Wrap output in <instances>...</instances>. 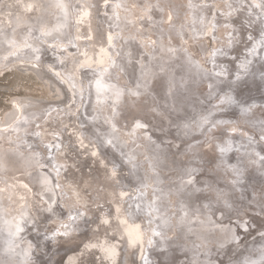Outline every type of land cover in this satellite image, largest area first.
Returning a JSON list of instances; mask_svg holds the SVG:
<instances>
[{"label": "bare ground", "instance_id": "obj_1", "mask_svg": "<svg viewBox=\"0 0 264 264\" xmlns=\"http://www.w3.org/2000/svg\"><path fill=\"white\" fill-rule=\"evenodd\" d=\"M74 1L75 4H72L70 0L64 2L62 0H2L0 2V35H4L3 37L0 36V41L5 49L9 47L5 41L3 42L5 38H9L10 41L17 40L18 45L22 44V41H26L21 36L23 34L26 36L28 26H26V22L25 24L15 23L18 15L33 21L40 17L41 5H58L60 19L57 28L64 26L66 32L57 31L56 28L49 31V36L59 33L61 40L53 39L46 44V47L49 48V51L55 48L56 55H59L58 59L50 64L54 66V71L50 72V75L52 74L60 80L62 85L57 84L45 72L44 77L51 80L53 89L60 90V95H63L69 104H76L75 122L72 124L71 131L69 129L71 135L66 129L65 121L62 120L65 117L63 107L60 108V112H62L60 118L56 119L60 109L51 106L40 122L41 127H38L40 129L37 130L40 145H36V148L52 153V163L54 168L58 169L59 174H56L55 171L52 173L59 178L58 182L54 180V175L48 171L29 176H25V169L22 172H12L14 174L8 175L10 179L8 177L7 179L8 181L15 179L12 180L13 189L12 186H0V203L2 204L0 213L7 215L15 212L22 216L20 214L22 210L29 208L28 211H31L35 220L36 218L40 220L54 215L57 211L56 208L47 210L44 204L46 199L51 201L55 197L51 190L59 183L62 199L68 204L67 202H60L59 206L56 205L64 212L61 218L55 214L57 217L53 216L45 220L47 222L43 229L49 231L46 230L47 233H43L41 236L42 239L48 238L49 249L44 251L43 245L39 244L41 241L38 242L39 249L43 253L46 252L45 254L48 256V264H117L123 253H126L125 264H152L150 262L151 257H163L165 259L164 264H181L178 253L186 244L183 240L178 241L176 239L178 242L176 244L172 242L159 243L155 252L152 248L157 245L158 233L155 227V223L158 222L154 217L155 211L162 215L161 221L159 220L161 223L165 217L171 223L170 227L162 230L165 236L172 237L174 232H180L179 238L192 240L190 244L192 250H190L189 257L197 253L196 247L202 239L204 231L194 230L196 223L186 219L184 221L177 215L178 212L189 214L184 208L186 194L182 191V186L193 184V189L197 191L196 201L193 200L197 204L191 206L190 212L196 208L203 211L206 205H209V208L211 206V209L215 208L212 207L214 201L224 202L220 199L223 195L222 192L231 188L233 191L236 189L240 191V187H238L240 183L245 189L251 188L250 190L256 194L258 207L264 212V166H262L264 164V0H198L201 3L199 9L194 4V6L189 4L191 0H117L118 4L115 11L120 21L122 18L125 19V15H131L137 17L132 24H136L135 22L141 18L151 19V23H157L147 33H142V26L138 28L135 25L137 28L132 27L133 32H130L131 34H122L119 39L114 38L112 32L98 22L102 21V12L107 10L106 6L111 0ZM212 4L213 7L210 6ZM142 5L145 8H142ZM56 7L52 9H56ZM62 7L66 13L71 14L73 12L72 20L67 19L62 13ZM54 11L52 12L53 17H55ZM220 13L225 19L222 17L219 19ZM196 18L199 19L198 22L194 21ZM158 19L161 20L159 21L161 24L156 21ZM123 21L129 23L126 19ZM139 23L141 22H137V24ZM121 24L120 28L122 29L125 25L124 22L122 26ZM11 25L14 29L10 28ZM158 26L163 27L162 32L155 31ZM187 26L189 29L191 27V33L183 36V31L184 29H186L185 32L187 31ZM245 29L248 30L247 52L243 61L240 62L239 58L244 50L237 42L233 41L231 34H234L235 38L241 37V32H245ZM7 30L9 32L5 33ZM69 30L72 31L71 34ZM205 36L206 40L203 41ZM136 38L149 50L153 49V53L142 54L140 52L141 47L133 43ZM20 39L21 41H19ZM241 39L243 40V37ZM118 40L123 43L126 54L123 59L118 58L115 63L111 64L113 61L111 48ZM195 43L198 44L195 46ZM40 44L43 45L42 42ZM204 44L207 45V48L204 47ZM193 46H195L194 49L200 50V57L196 58L191 54ZM0 50H2V45ZM43 52L45 51L43 50ZM141 54L144 55V67H140L135 61V59L143 61ZM205 56H210L208 58L211 61V68L205 66L203 60ZM48 58L49 60L52 59L51 57ZM150 58L152 59L150 60ZM163 60H166V66H163ZM184 63L191 66L186 67ZM113 67L120 68L118 74L120 77L126 76V79L135 87V94L139 95L140 98L131 99L133 98L131 92L120 96L116 89L107 84L100 85V83H104V80L93 75L96 73L92 70H88L95 68L100 75H105ZM243 67L249 68L248 76L242 78L237 76L231 79L232 75L230 74ZM27 69L30 68L27 67ZM64 69L65 71H63ZM151 69L156 70L157 73L155 84H151L153 79L150 77ZM142 71L149 73L145 80ZM66 75H69L71 81H67ZM86 79L93 80L90 100L92 102L96 100L97 109H94V112L98 113L97 120L109 126V130L112 129L113 134L126 140L127 152L133 150L136 155L135 157L132 152L135 158H139V160L143 158L141 185L130 176L129 167L136 164L133 157L128 166L120 165L118 155L112 149H106L101 138L96 137L97 133L96 135L92 133L93 129L91 132L89 129L84 131L83 135L80 126L83 124L86 126L85 120L87 118L85 117L84 120L82 112L79 110L81 107L78 100L83 102L87 96ZM112 80L114 81V79ZM116 80L119 79H115V83H117ZM193 86H198L196 92L190 89ZM260 92L263 93V100L254 101L248 105V98L252 94ZM80 95L81 97H79ZM147 96L151 100H145ZM217 98H220L219 102L212 104ZM18 99L20 100V98ZM62 99L64 101V98ZM21 101L17 103V100L18 107L15 106V111L12 110L7 114L6 122L0 126V137L4 140L10 133L3 134L2 128H8L11 124L17 125L15 123L17 119V121L22 120L20 121L21 125H25L27 122L24 112L29 110L34 103L33 100ZM49 104L51 105V103ZM143 106H147L151 111L168 119V121L159 116L164 120V123L158 126L140 120L139 117L144 110ZM227 108H232L238 112L237 120L232 121L225 115ZM90 110L91 107L88 106L84 114L87 115ZM146 112L151 113L147 110ZM144 116L146 117V114ZM176 117L180 119H176ZM54 120L60 122L55 123ZM52 121L55 123L52 126L59 131H51L50 124ZM248 124L260 131L263 140L240 136L244 142L235 141V133ZM119 126L125 131L118 130L117 127L120 129ZM168 126H174V131H168ZM235 127L236 129H234ZM222 129L226 131L222 137L205 144L206 138L212 133L216 136L217 132ZM169 141L179 142L183 144V148L178 150L180 149L179 146L177 144L175 146ZM69 142L70 145H67ZM99 145L103 149L105 148V153L98 150ZM139 146H145L147 151L140 154L139 150H136ZM12 147L13 145L8 148L12 149ZM2 148L0 149L2 150ZM17 149L18 147H16V151H18ZM231 149L232 151H230ZM54 151H57L59 155L53 153ZM120 152L124 153V148ZM188 155L193 156V158L196 155L202 156L203 161H195L193 158L190 159ZM38 163L35 161V164ZM137 168L140 169V167ZM149 168L158 173V176H155L158 190L157 193H153L154 196L151 194V177L147 173ZM214 169L218 171L214 178L205 172H211ZM219 170L226 176H232V180L237 181L236 187L235 184L232 186L230 181L227 185L225 176ZM5 172L4 170L1 171V173ZM192 172L198 173L199 176L195 182L190 183L189 175ZM94 173H97L96 177H94ZM181 180H187L186 184L175 185ZM80 183H82L81 188H79ZM45 189L52 192L48 198L44 195L46 192H42ZM141 193L147 202L144 204L145 209L141 213H136L138 196ZM209 194H213L215 199L209 201L206 198ZM152 197L155 198L153 204L156 210L153 209L154 211L151 208ZM10 198L14 199L12 205L7 203V199ZM70 202L71 204H69ZM172 206L178 210L177 213H169ZM262 217L264 215L260 218ZM58 223L60 224L58 225ZM177 223L181 225L178 230L174 231ZM0 224V249L3 245L6 249V247L16 243L14 241L18 238L19 233V238L22 236L24 239L28 237L29 232L31 233V230L22 226L23 224H20L15 230V223L6 220L5 216L4 218L0 216ZM255 224V221L252 222L250 227ZM217 225L216 223L215 226ZM262 227H264L263 222L253 231L256 232ZM213 235L214 244L208 249L213 248L212 253L222 254L219 250L226 245V237L231 236V230L228 229L221 233L218 229L214 231ZM263 235L264 232L258 236L257 241L245 243V245L241 244L242 253H239V249H237L240 246L232 245V251L236 249L234 254L230 255L231 259L234 256L233 264H264ZM174 236L178 238L176 235ZM245 239L246 237L243 240ZM29 245L31 244L21 248H14L13 245L14 251L11 254L15 258H12L11 263L8 261L9 259H6L5 254L8 253L9 255V249L3 256L0 255V264H20L22 257L26 260L30 258L35 260L38 256L35 251L38 248L36 249V244L35 248L34 246L29 247ZM194 262L198 264V261L195 260ZM203 262L201 263L203 264ZM36 264L40 263L37 262ZM42 264L44 263L42 262ZM216 264H221V261Z\"/></svg>", "mask_w": 264, "mask_h": 264}, {"label": "rangeland", "instance_id": "obj_2", "mask_svg": "<svg viewBox=\"0 0 264 264\" xmlns=\"http://www.w3.org/2000/svg\"><path fill=\"white\" fill-rule=\"evenodd\" d=\"M64 1H66V0H62V2H64ZM0 2H2V0H0ZM70 2L72 4H75L74 0H70ZM117 4H118L117 0L109 1L108 5L106 6L107 10L103 11L102 12V16H101V18L105 19V21H103V19H102V21H98L100 24L105 26V28L107 30L112 32L114 38L119 39V37L122 34L126 35L125 33L133 32V30H132L133 28L134 29L137 28V27L140 28V26H142L141 27L142 33H147V32H149V29H152L153 27H155L157 25V23H151V21H152L151 19L150 20H145L144 18L143 19L141 18L139 20L141 23L137 24V22H139V21H137V22H135L136 24H132V23H134L133 22L134 19H137V17H135V16L132 17L131 15H128V16L125 15V19L128 20L129 23L126 22V21H123V20H125L123 18L120 21L118 19L117 12L115 11V8L117 7ZM189 4L192 5V6L195 5V7H197V9H199V6L201 5V3L198 2V0H193V1L191 0V2H189ZM55 6H57L56 9H52ZM210 6L213 7V4L210 5ZM41 7H42V12H41L40 17H38L37 19H35L33 21H30L29 18H27V17H21L22 15L21 16L18 15L17 19H15V23L16 22L17 23L20 22L22 24H25V22H26V26H28V31L26 32V36H25V34L22 35L23 37L21 36L22 39L26 40L25 42L22 41L23 43L21 42L22 44L18 45V43H16L17 40L10 41L9 38H5V40H3V42L5 41V43L8 44V46H9L7 49H5L4 48L5 46L3 44H1V41H0V46L2 45V50H0V126H1V124L6 122L7 114L10 113L12 110L15 111V108L18 107L17 105H19V104H17V103H19V101H21V100L22 101H27V100L28 101L29 100L32 101L33 100V103H34V105L31 106L29 110H26L24 112V114L26 116L25 119H27V122H26L25 125H21L20 121H22V120L17 121L18 120L17 119L16 120L17 122L15 121V123H17V125L11 124V126H9L8 128L7 127L6 128H2V130L4 131V132L2 131L3 134L4 133H10V134L8 135V137L6 136L7 138L5 140L2 137H0V143L1 142L3 143L2 145L0 144V146L4 148V149L2 148L3 151L0 149V153H1L0 154V159H1V161H0V177H1L0 180H3V181H0V183H1L0 186L1 185H3V186H12V189H13L12 180H15V179H12L11 181H8V179H10L9 178L10 176H8V175L14 174L12 172H15V171L22 172L23 169L26 170L25 176L34 175V174H38L39 175V174L43 173L44 171H48L49 173L54 175L53 176L55 178L54 180H56L58 182L59 178L56 177V175L54 173H52V171H55L56 174L58 173V169L56 167L54 168V165L52 163V159H51L52 158V153L46 152L43 148H42L43 151L38 149V148H36V145H40V142L38 141V140H40V137H38V135H37V133L39 134V132L37 130L40 129V128H38V127H41L40 122L43 120L44 115L47 113L49 108H51V106H55L56 108H58V110L60 108L62 109V107H63V109L65 111L64 112V116L65 117L63 116L64 118L62 117L63 118L62 120L65 121V126H66V129H68V131H69V129L71 131L72 124L75 122L76 113H74L75 112L74 110L76 109V104H74V103L72 105L69 104L67 102V99L65 100V97H63V95H60V93H59L60 90L58 91V90H54L53 89V84H52L51 80L44 77L45 73L49 74L50 78L55 80L57 82V84L62 85L60 80L56 79L52 74L50 75V72L54 71L53 70L54 66H52L50 64H51V62H55L56 59H58L59 55H56L57 51L54 50L55 48L54 49H50V51H49V48L46 47V44L50 43L53 39H56V41L61 40L60 39L61 36H60L59 33H55V34L49 36L48 35L49 31H52L55 28L57 29V31H59V30H61L62 32H66V31L64 29V26L61 27V28H57V24H58V21L60 19L59 18V13H58L59 12L58 5H56V4L55 5H51V4L50 5L49 4L44 5L43 4V5H41ZM142 8H145V6L142 5ZM52 10L53 11L55 10L54 11L55 12L54 13L55 17H53V13H52L53 11ZM61 11H62V13L65 14L67 19L72 20L71 15L73 14V12L71 14L66 13L64 11V7L61 8ZM199 11H201V10H199ZM129 16H131V17H129ZM107 17H109V18H107ZM221 17L225 19V17H223V14L221 15V13H220L219 19H221ZM198 20H199L198 18L194 19V21H197V22H198ZM73 21H74V19H73ZM156 21H158V23L161 24V22H159V21H161L160 19H158ZM121 22H122V24H121ZM123 22H124V25H125L124 28H126V31H124V28H122V29L120 28V24L122 26ZM135 25L137 27H135ZM10 28L14 29L13 25H11ZM127 30H130V31H127ZM185 30L186 29H184V31H183V36H186L187 34L191 33V27L189 29L188 26H187V31L185 32ZM202 30L204 31V29H202ZM8 32L9 31L7 30L5 33H8ZM69 32L71 34L72 31L69 30ZM247 32H248V30H246V29H245V32L244 31L241 32V37H243V40L241 39V37L237 36L238 38H235L236 36L234 34H231L232 35L231 37L234 39L233 41L237 42L240 45V47H242V49L244 50V52L241 54V57L239 58L240 62L243 61L244 56L246 55V52H247V48H246L247 47L246 45L248 44V35H247L248 33ZM202 35H203V33H202ZM0 36L3 37L4 35H0ZM27 36H29L30 38L27 37ZM127 36L129 37V34H127ZM236 39H238V40H236ZM7 40H9V41L6 42ZM45 40L47 41L46 43H45ZM204 40H206V36H205V39H203V41ZM19 41H21V39ZM41 42H42L43 45L40 44ZM121 43L122 42H120L118 40V41H116L114 43V46L111 48V54H112V57H113V61L111 62V64L115 63V60L118 59V58L119 59H121V58L123 59L125 54H126V50L124 48V45H123V43L122 44ZM133 43H135L137 46L141 47L142 50L140 52H142V54L148 55L150 53H153V49L149 50V48H146L147 46L142 44L137 38L135 40H133ZM197 44L198 43H195V46ZM126 45H127V43H126ZM195 46H193V49H191V48H189V49L192 50L191 54L194 57L197 58V57H200V50L194 49ZM204 47L207 48V45L204 44ZM43 50L45 52H43ZM117 50H118V52H117ZM49 52H51V53H49ZM116 53L118 54V57H117ZM142 54H141V58L143 59L144 55L142 56ZM48 57H51L52 59L49 60ZM208 57H210V56H208ZM208 57L205 56V58L203 60H204L205 66L207 68L208 67L211 68V61H210V59ZM206 58H208V59H206ZM135 61H137V63L139 64L140 67H144L145 66L144 59H143V61H141L140 59H138V60L135 59ZM34 62H36V63H34ZM47 63H49V65H47ZM48 66H50L51 68L48 67ZM1 67H3V68H1ZM27 67L33 69V71L30 70V69H27ZM50 69H52V70L50 71ZM115 69H117V70H115ZM88 70L89 71L92 70L94 73H96V74H93V75H96L98 78H101V79L104 80V83L102 82V83H100V85L107 84L109 87H112V88L116 89L120 93V96H122L123 94H125L127 92H129V93L131 92L133 94V95L131 94V96L133 97L131 99H135L136 100V98H140L139 95L137 96L135 94V91H134L135 87L133 85H131V82H129V80L126 79V76L123 75V77H120V75L118 74L119 73L118 70L120 71V68L113 67L109 71V73L106 72L105 75H102V74L100 75V73L95 68H89ZM248 70H249L248 67H243L240 70H237L235 72L233 71L230 74V75H232L231 79L236 78L237 76L241 77V78L242 77H247L248 76V72H249ZM63 71H65V69ZM142 73H143V79L145 80L147 78L146 76L149 73H148V71H142ZM109 75H110V77H109ZM114 75H116L117 77L114 76ZM66 77H67V81H71V78L69 77V75H66ZM104 77H105V79H104ZM112 79H114V81ZM115 79H119V80H116L117 83H115ZM126 82H127L128 85L126 84ZM86 84H87V96L83 100V102L84 101L85 102L83 103L81 100H78V104H80V107L83 109V111H82L81 108L79 110H81V112H82L81 114L83 115L84 120H85V117L87 118L85 120L86 121V126L84 124L82 126H80V128L82 130V133L84 131H88V129L91 132L92 129H93L92 133H94L95 135L97 133L96 137L99 136V138H101V140L104 142V145H105L106 149H112L118 155V158L125 162V164L123 163L122 165L128 166L129 161L134 158V160H135L137 165L135 164V166L129 167L130 176L134 180L139 182L140 185H141L142 184L141 183V179H142V176H143V171L141 169V166H142V159L143 158H140V160H139V158H135L136 155H135V152L133 150L127 152L126 148H128V147H127L126 140L123 137L119 136V135L113 134L112 133V129L109 130V126H107L104 123H102L101 121L97 120L98 113L94 112L95 111L94 109H97L96 100H94L93 102L90 100L91 93H92L93 80L86 79ZM124 85L126 87L127 86L128 87L126 88ZM197 88H198V86H193L190 89H192V90H194L196 92ZM198 91H199V89H198ZM66 97H68V96H66ZM79 97H81V95ZM18 98H20V100ZM62 98H64L65 102L63 101ZM143 98H144V96H143ZM77 99H78V97H77ZM147 99L151 100L148 96L145 98V100H147ZM17 100H18V102H17ZM58 100H60L61 102L58 101ZM219 100H220V98H217L216 100H214L212 102V104H215V103L219 102ZM261 100H263V93L262 92L254 93L248 98V105L250 103L254 102V101H261ZM49 103H51V105ZM45 104H46V106H45ZM21 106H22V104H21ZM44 106H45V108H44ZM59 106H61V107H59ZM88 106L91 107V110L86 115L84 113L86 112V108H88ZM143 108H144L143 114H141V116L139 117L140 120H143L146 123L151 122V124L153 123V124H156L158 126H160L159 124L162 125L164 123V120L168 121V119H166V118L154 113L153 111H151L149 108H147V106H145V107L143 106ZM61 109L59 110V112L61 111ZM146 110L148 112H151V113H148V117L149 118L144 116L145 114H147ZM100 112H101V110H100ZM40 113H41V115H40ZM230 113H231V115L229 116ZM232 113L235 114L236 116L233 115ZM101 114H102V112H101ZM73 115H74V117H73ZM225 115H227V117L230 120H232V121H235V120L238 119V112L235 111L232 108L231 109L227 108L225 110ZM159 116L161 118H163L164 120L161 119ZM144 117H145V119H144ZM176 119H180V118L176 117ZM88 120L89 121L91 120L90 123H87V122H89ZM54 122L55 123H59L60 121L59 120H54ZM54 122L52 121L51 124H50L51 131H53V132L59 131V129H57L56 127L52 126V125L55 124ZM87 125H89V126H87ZM90 125H91V127H90ZM88 127H90V128H88ZM117 129L121 130V131H125L121 127H120V129L117 127ZM167 129H168V131H170V130L174 131L175 127L174 126L173 127L172 126L171 127L168 126ZM234 129H236V127ZM222 130H219L217 132L216 136H215L214 133H212L208 138H206L205 144H208L210 141H212L214 139H219L220 137H222L224 135V133L226 132L224 130L222 132ZM239 130L240 131L235 133L236 134L235 135V137H236L235 141L243 143L244 140L240 139L241 138L240 136L250 137V138H254V139H258V140H263V136L261 135L260 131L254 126H251L249 124L248 125H244L242 127V129H239ZM70 131H69V134L71 135ZM35 133H36V135H34ZM83 135H84V133H83ZM33 136L36 137V138H34ZM9 142H10V144H9ZM169 142L173 143V145H175V146L177 144L179 146V148H180L178 150H181V148H183V146H182L183 144H181L179 142H176V141H169ZM4 143H5V145H4ZM12 145H13L12 149H9L8 147L9 146L11 147ZM67 145H70V142L67 143ZM16 147H18V149H17L18 151H16ZM20 147H21V149H20ZM114 147L117 148L116 151L114 150L115 149ZM5 148H7V149H5ZM13 148H15V149H13ZM123 148L125 150L124 153L120 152ZM136 150H139V153L143 154V153H145L147 151V148L145 146H141V147L139 146ZM230 151H232V149ZM23 152H25V153H23ZM43 152H45V153H43ZM132 152L134 153L135 157H134ZM53 153H55L56 155H59V153L57 151H54ZM129 153H130V155L131 154L132 155L130 156ZM188 156H189L190 159L193 158V156H190V155H188ZM5 159H8L9 161L5 160ZM193 159L195 161H203V157L202 156L198 157V155H196ZM35 161L39 162V163L35 164ZM9 163H11L12 165H10ZM51 165H52V167H50ZM137 167H140V169L137 168ZM42 168H44V169H42ZM3 170L6 171V172L5 173H1V171H3ZM216 170L214 169V171H211V172L205 171V172L209 176L214 178L215 174L218 173V171H216ZM219 172L223 176H225V178L227 180L226 181L227 185H229L228 181H230V184L232 186H233V184H235V187H236L237 181H233L232 180L233 179L232 176L224 175V173L221 172V170H219ZM23 173H24V171H23ZM147 173L151 177L150 185H151V194L153 195V193H157V190H158V185L156 183L157 181L155 180V176H158L157 175L158 173L155 172L154 170H151L150 168L147 171ZM140 174H142V175H140ZM2 176H3V178H2ZM198 176H199L198 173L192 172L189 175V182L190 183L195 182ZM7 177H8V179H7ZM4 180H5V182H4ZM29 180H31V179H29ZM231 180L233 181V183L231 182ZM186 181L187 180H181L178 183H175V185H179V184H184L185 185ZM30 182L33 183L32 180ZM5 183H7L8 185H6ZM192 185L193 184H189V185L187 184L186 186H182L181 187L182 191L186 194V196H188V195L192 196L191 200L187 199V197H186V205L184 207L185 210H187L186 212L189 213L190 215L189 214L187 215L186 213L184 214V213L178 212V210L174 206H172V208L169 209V213H177L178 212L177 213L178 217H180L184 221L186 219L187 221H191V222L196 223V226L194 227V230L198 229V230H203L204 231L202 233V235H203L202 239H200L199 243L197 244V247H196L197 253H196V255H194L192 257H189L190 250H192V246L190 245L192 243V240L188 238L189 239V241H188L187 238L186 239H181V237L179 238L180 232L178 233V231H176V230H178V227L181 225L180 223L176 224V227H175L176 229H174V231H176V232L173 231L175 233L174 235H176V237H178V238H175L174 235L172 237L165 236V233L163 232L165 230L164 228L170 227L171 223H169L170 221L166 220V217L163 218L162 223L160 222L161 221L160 218H162V215L160 213H156L154 211V210H156L154 208V204H153V202L155 201V198L152 197L151 198V205H152L151 208H152V210L154 209L153 210L154 213H155L154 217H155V220L158 221L157 223H155V227L157 228V231H158L157 237H156L157 245H155L152 248L153 252L156 251V249L158 248V244L159 243L172 242V243L176 244L177 240L178 241H180V240L182 241L183 240L184 244L185 243L186 244L184 246H182V248L180 249V251L178 253V258L181 260V264H190V263L191 264L192 263L193 264H197V263L194 262L195 260H196V262L198 261V264H202L201 262H203L204 259L206 261L204 260L203 264L204 263L205 264H212L213 262H214L213 264H216L217 262H219L221 260L223 261V259L222 258L220 259L218 257L220 254L212 253L213 251H211V250L213 248L211 250L208 249L209 246L212 247V245L214 244L215 238H214L213 233H214L215 230L219 229V231L221 233L225 232L228 229L231 230V236L226 237V240H227L226 242L227 243H226V245L224 247H227V248H228L229 245H233V246L235 245V247L236 246L239 247L241 244L245 245V243L243 242L244 238H242L243 235L241 233L239 234V231L244 233L245 237H248L247 234H249V233H250V236H261V233L264 232V227L258 229L255 233H253L254 231L252 229H250V230L246 229V226L250 227V224L252 222H254L255 220L252 219L251 217H249L248 214L244 213V207L245 206L242 204V202H243L242 199L244 197H242L241 194L238 193L239 191L237 189L234 190V191L232 190V192H234V194L236 195V197L233 199V201L228 199V201L225 200L223 202V204H221L220 206H216L213 209L209 208V205L208 206L206 205L204 207L205 210L200 209V210H203V211H199L196 208V209H194L193 212H190L192 210L191 206H193V205L196 206V204H197V202L195 204L197 191L193 189ZM154 188H155V190H154ZM39 191L41 192V190H39ZM51 191L54 192V196L55 197L53 199H51V201L46 199L44 205L46 206L47 210H49L51 208H56L57 211H56L55 214L58 216V218H61L63 216L64 212L62 210H60L57 206H59L60 202L61 203L62 202L66 203L67 201H63V199H62L63 196H62V193H61V188H59V183L56 184L54 186V189L51 190ZM51 191L45 189L42 192H46L44 195L47 196V198H48V196L52 194ZM141 191H142V189H141ZM192 191H195L193 195H191ZM256 191H255V193H256ZM229 195H231V193ZM206 198L209 199V201H211V199H215V196L213 194H209ZM229 198L231 199V196H229ZM58 200H59V203L57 204ZM193 200H195V201H193ZM239 200H241L242 202L239 201ZM13 202H14V199H11V198L7 199V203H9L10 205H12ZM145 202H147V200H145V197H144L143 193L139 194L138 201H137V207H136V210H135V211H137L136 213H141L142 210L145 209V206H144ZM67 204H68V202H67ZM67 204H66V206H68ZM69 204H71V202ZM227 204H230V205L228 206ZM0 206H2L1 203H0ZM28 210H29V208L27 210L25 208L24 210H22V213H20V214H22V216L24 218L21 215H19V213L16 214L15 212L7 214V215H3V213H0V216H3V218L5 216L6 220L13 221V223H15V227H14L15 230H17V227L20 224H23L22 225L23 227L28 228L29 230H31V233L29 232L28 237L25 238V239L22 238V236L19 238L20 233H19V235H17L18 238H16L15 241H14L16 243L13 244L14 246L12 245L14 248H18V247L21 248L22 246H25V245L28 246L29 243L31 244V245H29V247L30 246H34V248H35V244H36V246H37L36 249L38 248V250L35 251L36 254L38 256H40V257L44 255L47 258L48 256H46L47 254H45L46 252L43 253L42 250L39 249V247H40V245H43V250L44 251L48 250L49 249L48 248V244H49L48 238L42 239L41 235L43 233L45 234V233H47V231H49L48 229H43L45 224H46V222H47L45 220H48L50 217H53V216L57 217V216L54 214V215H51V216H49L47 218H44V219H40L39 220V219L36 218V220H35L33 218L34 215L33 214L31 215V211H28ZM58 213H60V214H58ZM256 215H257V217L260 218L262 215H264V212L258 207V211H257ZM16 217H17V219H16ZM219 217H221V218H219ZM214 218L215 219L217 218V220H215ZM220 219H221V221H220ZM260 220L264 224V217L260 218ZM159 222H160V225H159ZM60 223L62 224V222H60ZM60 223H58V225ZM216 223L218 224L217 226H215ZM236 225H240V227L242 229L238 230V229H240V227L236 226ZM239 235L242 236V237H240ZM31 242H33V243H31ZM38 242H40L39 243L40 245H38ZM206 246H208V247H206ZM224 247L220 248L219 251H221V253L225 252V250L223 249ZM206 249H207L208 252L206 251ZM183 250H184V253H183ZM203 251H206L207 253L203 252ZM30 252H31V249H30ZM203 253H205V254L202 256ZM215 255H216V257H215ZM211 256L215 257V258L213 259ZM37 257H36L35 260L34 259L31 260V258H30L27 261L29 262V264H33V263L36 264L37 262L42 264V261H40V258L39 257L37 258ZM228 258H229L228 260H225V264H233L234 256L232 257V259L230 257H228ZM209 259H210V262H209ZM150 262L152 264L157 263V258L151 257ZM44 264H46V263H44ZM178 264H180V263H178Z\"/></svg>", "mask_w": 264, "mask_h": 264}, {"label": "water", "instance_id": "obj_3", "mask_svg": "<svg viewBox=\"0 0 264 264\" xmlns=\"http://www.w3.org/2000/svg\"><path fill=\"white\" fill-rule=\"evenodd\" d=\"M162 30H163V27L162 26H158L157 27V30H155V31H157V32H162ZM160 45V44H159ZM158 45V46H159ZM152 58H150V60H151ZM164 62H163V66H166V60H163ZM179 64V63H178ZM182 64V63H181ZM184 65H186V63H184ZM191 65H186V67H190ZM151 67H153V66H151ZM31 69V68H30ZM173 69H174V66H173ZM31 70H33V69H31ZM151 74H150V77H152L151 79H152V81H151V84H155L156 83V79H157V77H156V75H157V73L155 72V71H153V69H151ZM173 71V70H172ZM151 84H149V85H151ZM156 91H158V90H156ZM135 109H137L136 107H135ZM61 113L62 112H59L58 113V117H55L56 119H58V118H60V116H61ZM121 115H123V114H121ZM146 117L147 118H149L148 117V113L146 114ZM115 148V149H114ZM113 149L116 151V147H114ZM101 153H105V151H104V149H103V147H101V145H99V149H98ZM104 151V152H103ZM109 158H110V156H109ZM125 164V162L124 161H122V160H120V164L122 165V164ZM262 164V163H261ZM262 166H264V164H262ZM94 170V169H93ZM94 175V177H96V175H97V173H94L93 174ZM249 175H251V174H249ZM82 187V183H80V187L79 188H81ZM238 187H240V191L238 192V193H240L241 194V196L242 197H244L243 199H242V201L241 200H239V201H241L242 202V204L245 206H243L244 207V213L245 214H248L249 215V217H251L252 219H254L255 220V225H251V227H249V226H246V229L247 230H250V229H252V230H255V229H257V227L259 226V225H261L262 224V222H261V220L259 219V217H257V211H258V203H257V197H256V194H254V192L253 191H251L250 189H245V187L240 183V184H238ZM78 188V189H79ZM232 189V188H231ZM231 189H227L228 191H223L222 192V196L220 197V199H222L223 201H225V200H227V199H229V200H232L233 201V199L236 197V195L234 194V192H232V190ZM194 192L195 191H192V194L191 195H193L194 194ZM231 193V195H229ZM229 196H231V199L229 198ZM187 197V199H192V196H186ZM222 197H224V198H222ZM247 198V199H246ZM219 199V200H220ZM247 200V201H246ZM231 202V201H230ZM221 204H223V202H221V201H214V203H212V207H216V206H220ZM228 206L230 205V204H227ZM237 207V206H236ZM210 208H211V206H210ZM257 225V226H256ZM236 226H239L240 227V225H236ZM238 227V228H239ZM242 228L240 227V229H238V230H241ZM244 230V229H243ZM250 232V231H249ZM242 234L243 235V237L242 236H240V237H242V238H244L245 237V235H244V233H242V232H240L239 231V234ZM253 233H255V231L253 232ZM247 236L248 237H246V239L243 241L244 243H251V242H253V241H257L258 240V236H250V233L249 234H247ZM197 237H199L198 235H197ZM257 238V239H256ZM2 246V245H1ZM231 246L232 245H229L228 246V248L227 247H224V250H225V252L224 253H222V254H220L218 257L221 259H223V261L221 260V264H225V260H228L229 258L228 257H230V255L233 253V252H235L236 251V249L234 250V251H232V248H231ZM241 248V246L239 247V248H237V249H239V253H242V251H243V248L242 249H240ZM9 249H10V253H9V255H8V253H7V255L5 254V252L6 251H9ZM125 249V248H124ZM13 247L10 245L9 247H6V249H4V245L2 246V248L0 249V255H2L3 256V254H5V256H6V259H9L8 261L11 263V260H12V258L14 259L15 257H13V254H11V253H13ZM177 253V252H176ZM234 254V253H233ZM236 255V254H235ZM39 258H40V261H42L43 263H46V264H48V262H49V260H48V258H46L44 255L43 256H38ZM37 257V258H38ZM160 257V256H159ZM158 258V257H157ZM125 259H126V253H123V255H121V257H120V259H119V261L117 262V264H125ZM21 260H22V262H20V264H29V262L26 260V259H24L23 257L21 258ZM158 260V262L157 263H154V264H164L165 263V259L163 258V257H160V258H158L157 259Z\"/></svg>", "mask_w": 264, "mask_h": 264}, {"label": "snow or ice", "instance_id": "obj_4", "mask_svg": "<svg viewBox=\"0 0 264 264\" xmlns=\"http://www.w3.org/2000/svg\"><path fill=\"white\" fill-rule=\"evenodd\" d=\"M137 126L139 127L140 125L138 124Z\"/></svg>", "mask_w": 264, "mask_h": 264}]
</instances>
